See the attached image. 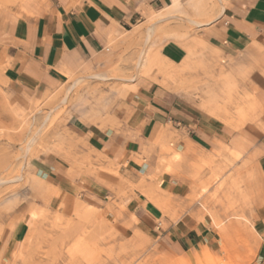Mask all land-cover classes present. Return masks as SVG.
Returning <instances> with one entry per match:
<instances>
[{"label":"rangeland","instance_id":"1","mask_svg":"<svg viewBox=\"0 0 264 264\" xmlns=\"http://www.w3.org/2000/svg\"><path fill=\"white\" fill-rule=\"evenodd\" d=\"M57 1L0 0V33ZM252 1L161 0L87 71L38 97L12 91L0 42V264H264L253 222L264 206L255 135L264 53L219 47L209 32ZM150 85L186 115L220 123L229 139L193 144L176 125L157 129L143 152L151 173L132 179L91 146L89 132L117 133L129 94ZM167 173L178 191L161 189ZM140 195L172 224L184 216L205 224L213 245L196 257L161 246L135 218Z\"/></svg>","mask_w":264,"mask_h":264},{"label":"crops","instance_id":"2","mask_svg":"<svg viewBox=\"0 0 264 264\" xmlns=\"http://www.w3.org/2000/svg\"><path fill=\"white\" fill-rule=\"evenodd\" d=\"M159 2L161 0H62L48 5L37 19L17 22L0 33V42L7 48L6 78L12 91L38 97L58 89L67 77L94 65L101 54L108 51V40L141 24ZM209 32L210 41L219 47L236 50L255 47L264 53V0L237 4L226 10ZM129 97L121 110L123 127L117 133L93 127L88 138L96 151L118 163L120 173L129 178L151 173V165L146 163L143 152L157 129L176 125L177 132L182 134L186 130L188 135H194L193 144L208 145L229 139L220 123L186 115L181 108L173 107L172 99L153 85L140 87ZM260 99L264 104V93ZM257 128L258 168L264 182V119ZM68 177L69 185L72 181ZM73 184L79 186L80 180ZM160 185L170 193L181 188L169 173L161 176ZM163 202L166 205L169 201ZM132 203L138 223L154 233L164 248L196 257L201 249L213 245L215 239L205 224L188 216L172 224L158 207L143 200L141 195ZM253 222L258 236L256 259L262 263L264 206L257 210Z\"/></svg>","mask_w":264,"mask_h":264},{"label":"bare ground","instance_id":"3","mask_svg":"<svg viewBox=\"0 0 264 264\" xmlns=\"http://www.w3.org/2000/svg\"><path fill=\"white\" fill-rule=\"evenodd\" d=\"M152 33H153V32H152L151 30H149L148 37H150V36L152 35ZM94 78H95V77H94ZM80 82H81V79L77 80V81L74 83L73 87H76Z\"/></svg>","mask_w":264,"mask_h":264}]
</instances>
